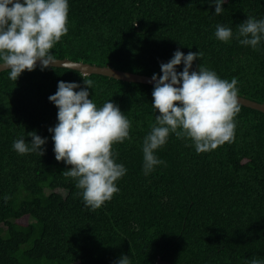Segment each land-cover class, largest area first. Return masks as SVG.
<instances>
[{
    "label": "trees",
    "instance_id": "obj_1",
    "mask_svg": "<svg viewBox=\"0 0 264 264\" xmlns=\"http://www.w3.org/2000/svg\"><path fill=\"white\" fill-rule=\"evenodd\" d=\"M68 4V33L51 50L56 59L153 77L177 50L200 52L193 71L203 66L236 78L238 96L264 104V36L256 49L235 38L248 17L264 20V0H228L219 15L214 0ZM217 25L233 31L229 42L216 38ZM41 69L16 82L0 72V264H118L123 256L130 264L264 261V113L240 105L234 141L206 153L170 133L154 152L164 163L145 175L143 143L159 115L155 86ZM84 79L93 82L87 90L97 107L111 101L131 124L130 138L113 145L126 168L119 191L95 211L77 181L62 174L70 166L56 160L49 131L58 124L49 97L59 82L83 89ZM32 132L47 141L44 156L14 150L21 138L31 146Z\"/></svg>",
    "mask_w": 264,
    "mask_h": 264
},
{
    "label": "clouds",
    "instance_id": "obj_2",
    "mask_svg": "<svg viewBox=\"0 0 264 264\" xmlns=\"http://www.w3.org/2000/svg\"><path fill=\"white\" fill-rule=\"evenodd\" d=\"M227 2L214 0L217 15ZM68 12V0H0V70L8 71L16 82L25 71H34L38 61L41 70L56 64L51 50L68 33ZM233 35L230 28L217 25L218 40L227 43ZM262 36L264 20L248 17L237 26L235 38L256 49ZM201 56L200 52L185 55L177 50L168 63L161 64L162 75L152 77V105L159 115L143 143L145 175L164 163L154 152L166 144L170 133L190 139L197 153L234 141V121L240 112L238 81L221 79L203 66L193 71L194 61ZM181 64L183 71L178 72ZM84 81L83 89L76 83L59 82L57 92L49 97L58 108V124L49 131L56 160L70 166L62 174L77 181L85 205L95 211L119 191L116 182L126 174V168L114 159L113 145L130 138L131 124L113 102L97 107L87 90L93 82ZM29 136L31 146L21 138L14 141V150L21 155L38 151L44 156L47 141L35 132ZM118 264H130L129 257L123 256ZM250 264L264 261L253 258Z\"/></svg>",
    "mask_w": 264,
    "mask_h": 264
},
{
    "label": "water",
    "instance_id": "obj_3",
    "mask_svg": "<svg viewBox=\"0 0 264 264\" xmlns=\"http://www.w3.org/2000/svg\"><path fill=\"white\" fill-rule=\"evenodd\" d=\"M58 62L51 67L67 68L71 70L80 71L84 75H102L116 80L131 82V83H141L155 86V82L152 81L151 76L139 75L130 72L120 71L111 67H98L82 62H75L69 59H56ZM37 66H42L41 62H37ZM6 70H0L3 72ZM239 105L247 108H251L264 113V104L258 103L256 101L246 99L238 96ZM159 264H170L168 262H160Z\"/></svg>",
    "mask_w": 264,
    "mask_h": 264
},
{
    "label": "rangeland",
    "instance_id": "obj_4",
    "mask_svg": "<svg viewBox=\"0 0 264 264\" xmlns=\"http://www.w3.org/2000/svg\"><path fill=\"white\" fill-rule=\"evenodd\" d=\"M59 192H61L63 195H66V192H64V191H59ZM25 222V223H27V218H25V219H22V222Z\"/></svg>",
    "mask_w": 264,
    "mask_h": 264
}]
</instances>
